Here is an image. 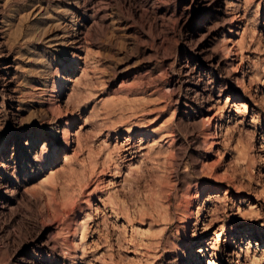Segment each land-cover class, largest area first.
I'll return each mask as SVG.
<instances>
[{"label": "rangeland", "instance_id": "rangeland-1", "mask_svg": "<svg viewBox=\"0 0 264 264\" xmlns=\"http://www.w3.org/2000/svg\"><path fill=\"white\" fill-rule=\"evenodd\" d=\"M0 37V264H264V0H0Z\"/></svg>", "mask_w": 264, "mask_h": 264}, {"label": "bare ground", "instance_id": "bare-ground-1", "mask_svg": "<svg viewBox=\"0 0 264 264\" xmlns=\"http://www.w3.org/2000/svg\"><path fill=\"white\" fill-rule=\"evenodd\" d=\"M241 28V27H240ZM240 33V32H239ZM79 36L80 35H77V36H74V40L76 41V39H78L79 38ZM81 36H83V35H81ZM3 38H1L0 37V45H2L3 44ZM10 68H11V66L8 64L7 66H6V68L4 69V70H10ZM63 79V78H62ZM61 89V88H60ZM66 105H67V103H66ZM55 108L56 109H59V105H56L55 104ZM54 109V108H53ZM67 124V123H66ZM68 132L69 131H67L66 129H64V131H63V141H64V148H63V150L65 151V150H67L68 149V147H69V144H68ZM75 137H78V133H76L75 134ZM44 148L42 147L41 148V150H40V153H43L45 150H43ZM55 150H56V147H55ZM39 153V154H40ZM46 154V153H45ZM46 198L49 200L50 199V196L48 195V194H46ZM48 203H49V201H48ZM50 207H51V204H50ZM52 208V207H51Z\"/></svg>", "mask_w": 264, "mask_h": 264}]
</instances>
